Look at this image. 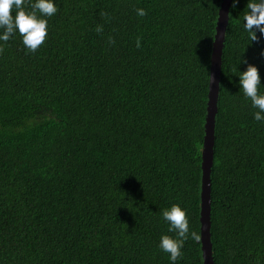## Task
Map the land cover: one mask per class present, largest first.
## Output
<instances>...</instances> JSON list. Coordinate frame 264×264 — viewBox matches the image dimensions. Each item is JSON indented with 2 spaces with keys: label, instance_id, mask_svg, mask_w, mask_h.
Segmentation results:
<instances>
[{
  "label": "trees",
  "instance_id": "obj_1",
  "mask_svg": "<svg viewBox=\"0 0 264 264\" xmlns=\"http://www.w3.org/2000/svg\"><path fill=\"white\" fill-rule=\"evenodd\" d=\"M56 2L37 51L17 32L0 53V264H171L158 245L175 235L162 215L175 203L199 237L177 264H203L201 149L222 0ZM232 3L210 174L212 257L264 264V122L238 83L247 63L264 83V35L251 41L247 0Z\"/></svg>",
  "mask_w": 264,
  "mask_h": 264
},
{
  "label": "clouds",
  "instance_id": "obj_2",
  "mask_svg": "<svg viewBox=\"0 0 264 264\" xmlns=\"http://www.w3.org/2000/svg\"><path fill=\"white\" fill-rule=\"evenodd\" d=\"M27 0H0V53L4 51L5 43L12 39L18 32L22 37L25 48L35 52L48 37V18L58 11L56 0H34L31 9L25 7ZM232 3V0H231ZM239 0H233L235 8ZM247 10L243 15V29L251 41H257V32L264 35V0H247ZM15 10V15H13ZM146 9L138 8L137 15L145 16ZM97 32L103 31L102 25H97ZM140 46V40H137ZM239 63H247L240 60ZM239 85L243 93L250 98L252 106L256 109L254 118L264 122V91L261 87L260 71L257 65L247 63V68L238 72ZM202 151V149H201ZM163 219L168 222V231L175 235L163 234L158 247L169 254L171 264H177L182 257V249L189 237L198 239V235L191 229L190 217L187 209L179 203L172 204L163 209Z\"/></svg>",
  "mask_w": 264,
  "mask_h": 264
},
{
  "label": "water",
  "instance_id": "obj_3",
  "mask_svg": "<svg viewBox=\"0 0 264 264\" xmlns=\"http://www.w3.org/2000/svg\"><path fill=\"white\" fill-rule=\"evenodd\" d=\"M231 0H222L218 12L216 31L212 42L209 68L207 111L204 123V137L201 151V199H200V241L203 264H214L210 233L211 211V168L213 165L214 127L217 112L219 79L222 63V48L228 23Z\"/></svg>",
  "mask_w": 264,
  "mask_h": 264
}]
</instances>
